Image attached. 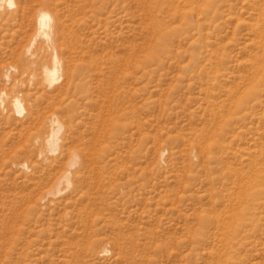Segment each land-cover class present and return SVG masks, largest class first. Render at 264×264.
<instances>
[{
	"label": "rangeland",
	"instance_id": "rangeland-1",
	"mask_svg": "<svg viewBox=\"0 0 264 264\" xmlns=\"http://www.w3.org/2000/svg\"><path fill=\"white\" fill-rule=\"evenodd\" d=\"M15 1L0 93L35 101L41 66L16 56L42 9L66 26L75 82L55 154L27 102L23 117L0 106V264H264V4Z\"/></svg>",
	"mask_w": 264,
	"mask_h": 264
},
{
	"label": "bare ground",
	"instance_id": "bare-ground-1",
	"mask_svg": "<svg viewBox=\"0 0 264 264\" xmlns=\"http://www.w3.org/2000/svg\"><path fill=\"white\" fill-rule=\"evenodd\" d=\"M256 2L264 4V0H256ZM16 5L17 3L15 0H0V9L4 8V6L13 9L16 7ZM19 11H21L23 14L25 13V10L22 8ZM262 15L264 16V9L262 11ZM16 21L17 15L5 17L2 26L5 28L11 27ZM27 24L28 26L32 24V21L29 20V17L27 19ZM65 30L66 26L60 20L59 13L53 15L50 10H40L36 20L35 32L32 34L27 43H24L25 45L23 46L22 51L18 55L16 54V57L18 58V64L20 63L24 72L28 70L29 66L32 64L36 66L40 64L39 67L41 66V72L37 77V83L34 89L35 92L31 94V96H35V101H31L29 95H27L25 99L22 98L21 93L18 92L14 94H8L6 90H3L0 93V106H5L6 102H8L10 111H13L14 114L20 117H23V115L27 113V109L25 107L26 102L29 104V116L26 120L27 122H30L29 119H31V124L34 128L32 129L36 131L35 140L36 142L43 141L46 148L52 154L57 153L60 148L61 134L64 129V124L61 122L59 114L66 112V109L63 107V102L65 97L71 94V89L75 82V72L71 68L73 60L69 53H66L68 51H66L67 45L64 39ZM38 42L39 45L36 48ZM67 54L69 57H67ZM27 58L32 61L29 62ZM63 65H65L66 69L65 87L60 92H55L54 94L51 93L48 95L44 94L42 90L44 91L45 87L52 88L60 80L61 72L63 71ZM16 71L17 68L14 66L8 68L4 76L6 84L13 82V77H11V75ZM10 85H13L14 89L18 88L19 83ZM41 105L44 107L42 106L43 108L40 111ZM78 161L79 157L76 156L74 161L71 163V167H74ZM21 167L26 168L27 164L22 163ZM70 177L71 173L68 171L57 177L55 180L53 179V188L50 192L46 193V196L51 197L60 194L62 192L61 188L64 184L70 186ZM228 261L229 259L221 256L217 264H227ZM237 264H245L244 258H240L237 261Z\"/></svg>",
	"mask_w": 264,
	"mask_h": 264
}]
</instances>
